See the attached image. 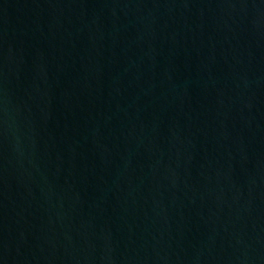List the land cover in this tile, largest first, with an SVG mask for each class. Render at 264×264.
<instances>
[{
    "label": "water",
    "instance_id": "95a60500",
    "mask_svg": "<svg viewBox=\"0 0 264 264\" xmlns=\"http://www.w3.org/2000/svg\"><path fill=\"white\" fill-rule=\"evenodd\" d=\"M0 264H264V0H0Z\"/></svg>",
    "mask_w": 264,
    "mask_h": 264
}]
</instances>
